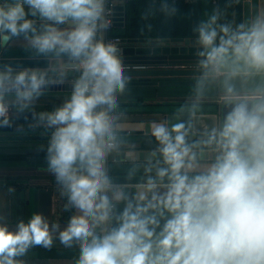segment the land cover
I'll return each instance as SVG.
<instances>
[{
    "label": "clouds",
    "instance_id": "1",
    "mask_svg": "<svg viewBox=\"0 0 264 264\" xmlns=\"http://www.w3.org/2000/svg\"><path fill=\"white\" fill-rule=\"evenodd\" d=\"M106 4L0 0V48L22 37L46 59L44 68L0 66V127L72 77L68 98L50 112L33 111V119L51 130L47 169L64 211L76 212L62 229L39 213L15 230L0 225V264H23L33 247L50 249L53 231L63 247L78 246L76 264H264V8L239 23L222 22L217 9L193 28V100L215 89L223 120L193 144L187 122H152L159 147L129 198L106 169L122 147L119 97L129 83L120 50L101 38L110 25ZM160 10L176 11L168 0ZM203 148L215 155L202 165Z\"/></svg>",
    "mask_w": 264,
    "mask_h": 264
},
{
    "label": "water",
    "instance_id": "2",
    "mask_svg": "<svg viewBox=\"0 0 264 264\" xmlns=\"http://www.w3.org/2000/svg\"><path fill=\"white\" fill-rule=\"evenodd\" d=\"M163 0H158L156 3L157 11V28L156 31L149 36H133L123 37L120 50V59L122 63H141V64H172V68H144V69H124L125 75H154L153 77H141L139 79L129 78L128 85H154V86H193V73L196 71V52L197 48L194 44L196 33L193 28L203 20H206L214 10L222 12V22L239 23L242 19L254 14L256 8H264V0H190L187 2L186 27L184 32L177 33L175 31L173 15H165L161 12L160 7ZM173 5L172 0H168ZM116 14H121L124 5L117 3L114 6ZM118 17V16H117ZM114 18L113 25H119L121 22ZM120 18V17H118ZM37 25L39 21L37 20ZM105 32L101 33V38L104 42ZM3 48H0V66L7 64L2 56ZM22 62V63H21ZM26 62V63H24ZM171 62V63H166ZM17 64V65H15ZM13 66L19 67H46V59L42 63H29L28 59H18V63H13ZM239 87V85H237ZM254 86V85H253ZM71 89L70 82L61 85L62 91ZM47 90V89H46ZM48 91V90H47ZM56 92V91H55ZM54 93H45L41 97L52 99L56 96ZM219 94V93H218ZM63 98L65 95H58ZM181 108L172 109L162 112L157 120H126L122 121L123 128L121 131L122 147L139 148L138 154L134 158L127 155H122L121 152L113 153L109 156L106 162V169L109 173L110 162H120L121 160H147L149 154L154 152L158 147H155L156 141L152 144L155 148L143 149L141 146L146 143L150 135V125L152 122H165L169 126L174 125L178 120L190 124L189 134H197L199 137L195 142L204 140L201 136L206 135L213 127H218L222 122L226 109L221 106L216 110L211 111H180ZM54 109L41 110H26L19 114L20 119L7 129H0V154H33L46 153L49 133L51 130H46L43 127L34 126L36 122L33 119V111L35 113L50 112ZM19 129V130H18ZM137 134L138 138H130V135ZM124 135H127L123 137ZM207 139V138H205ZM121 147V148H122ZM202 147V145H201ZM199 149H194L198 151ZM204 158L202 160H212L214 153L211 148H203ZM159 153L152 156V159L157 160ZM115 183L123 181L143 182L144 174L122 175L115 173L110 175Z\"/></svg>",
    "mask_w": 264,
    "mask_h": 264
},
{
    "label": "crops",
    "instance_id": "3",
    "mask_svg": "<svg viewBox=\"0 0 264 264\" xmlns=\"http://www.w3.org/2000/svg\"><path fill=\"white\" fill-rule=\"evenodd\" d=\"M157 1L158 0L134 1L132 6L135 25L134 32L139 33V36H149L156 31ZM125 2L126 0H117V3L122 5H124ZM124 10L125 7L123 11H121V14H116L115 16L120 17H117V20L121 22L119 25H113L116 31L122 30L125 26L126 19L124 16ZM28 18L35 19L31 16ZM2 56L7 64L18 63V59H28L29 63H42L43 59H45L43 57L35 56L30 50H28L22 37L13 38L8 46L3 47ZM41 68H43V66ZM153 76L154 75H128V77L131 79ZM71 79L72 77L69 76L66 83H68ZM47 90H45V93H54L56 91V96L52 99L40 97L35 102L33 109H55L56 107L60 106L65 99L68 98L71 91V89L68 91H62L61 85H53ZM60 94L65 96L60 98V96H58ZM156 94L157 92L154 91V85H127L126 92L119 97V102L121 105H123L121 109H118L119 112L123 113L121 120L152 121L159 119L161 115L160 112L153 111L155 108L142 105L146 103H157L162 101L163 97H160ZM139 98H141L142 101H139ZM202 101H215L218 103L217 107L221 106L222 104L219 94L214 98H204ZM10 116L12 123L18 120H23L20 119L19 114L17 115L14 110L10 113ZM7 128L9 127H0V129ZM125 136L127 135H124L123 137ZM149 137L150 136H148V138ZM130 138L135 140L138 138V135H130ZM190 138H192V136L188 135V143H191L192 141L189 140ZM144 144L141 146V148L146 150L159 147L158 143L155 144V147L153 145L151 148H146ZM120 152L122 155H127L130 158H134L138 154L139 148H137V146H135V148L134 146H123L120 149ZM152 161L154 164L156 160L152 159ZM147 162L148 159H138L131 161L121 160L117 163L110 162L108 169L109 175L118 173L122 175H134L137 178V176L144 174V168ZM210 162L211 160L200 161L202 165ZM139 183L142 182H136L133 180L129 182L123 181L121 183L115 184L122 186L126 195L131 198L135 194L137 185ZM9 188L14 189V191L9 192ZM65 202V199L59 195L54 176L47 169L46 153L0 154V225H6L9 230H15L17 222L24 221L26 223L33 213H39L47 219L50 225L53 222H58L62 229L67 224L69 217L76 214L74 209L64 211ZM119 205L124 207L123 202ZM52 235L54 238L53 246L50 249H45L38 246L31 248L24 257L20 258L22 259L23 264H76L79 255L78 246L65 248L59 243L57 239H55L57 232L53 231Z\"/></svg>",
    "mask_w": 264,
    "mask_h": 264
},
{
    "label": "trees",
    "instance_id": "4",
    "mask_svg": "<svg viewBox=\"0 0 264 264\" xmlns=\"http://www.w3.org/2000/svg\"><path fill=\"white\" fill-rule=\"evenodd\" d=\"M135 0H126L124 3V16L126 19L125 26L122 30L116 31L114 27L110 29L108 32V35H119L121 37H133V36H139L140 34L137 32H134V17L132 12V6ZM173 6L175 7L176 11L173 14V20H174V26L175 31L177 33H182L185 30L186 27V14H187V2L183 0H175L173 2ZM154 91L157 92L156 95L163 97L162 101L157 103H146L142 104L146 107L155 108L153 111L155 112H166L170 111L172 109L177 108H183L186 110H190L191 105H198L194 111H204L202 109H199L201 106L211 104L214 106L215 110L217 108L218 103L217 102H207V101H194L193 100V94H192V86H154ZM216 95H218V92L215 89L210 90L205 98H214ZM139 101H142L141 98L138 99ZM123 107V105L120 104V109ZM155 139L150 136L149 140L144 146L146 148H151L153 146V142ZM195 143V140L191 141L189 144ZM117 210H122L123 207L121 205H117ZM163 223V221H161Z\"/></svg>",
    "mask_w": 264,
    "mask_h": 264
},
{
    "label": "built area",
    "instance_id": "5",
    "mask_svg": "<svg viewBox=\"0 0 264 264\" xmlns=\"http://www.w3.org/2000/svg\"><path fill=\"white\" fill-rule=\"evenodd\" d=\"M174 1V0H172ZM184 1H190V0H184ZM212 2H215V0H212ZM117 4V0H107L106 8H107V19L110 21V25L107 28L105 32V37H104V42L105 43H113L116 45V47L121 50V43L123 41V37L113 34V35H108V32L110 29L113 27V22L114 18L116 16V12L114 9V6ZM124 69H144V68H157V69H162V68H172L171 64H164V63H158V64H141V63H122Z\"/></svg>",
    "mask_w": 264,
    "mask_h": 264
},
{
    "label": "rangeland",
    "instance_id": "6",
    "mask_svg": "<svg viewBox=\"0 0 264 264\" xmlns=\"http://www.w3.org/2000/svg\"><path fill=\"white\" fill-rule=\"evenodd\" d=\"M199 109H202L204 111H211L212 109H214V106L211 104H208V105L201 106Z\"/></svg>",
    "mask_w": 264,
    "mask_h": 264
},
{
    "label": "flooded vegetation",
    "instance_id": "7",
    "mask_svg": "<svg viewBox=\"0 0 264 264\" xmlns=\"http://www.w3.org/2000/svg\"><path fill=\"white\" fill-rule=\"evenodd\" d=\"M189 136H192V138L189 139V140H192V141L196 140L199 137L197 134H190ZM201 138L205 139V138H207V136L203 135V136H201Z\"/></svg>",
    "mask_w": 264,
    "mask_h": 264
}]
</instances>
